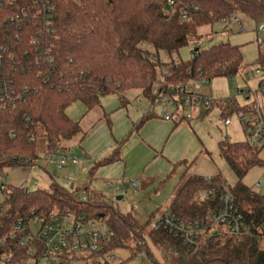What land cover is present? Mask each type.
I'll return each instance as SVG.
<instances>
[{
    "label": "trees",
    "instance_id": "obj_1",
    "mask_svg": "<svg viewBox=\"0 0 264 264\" xmlns=\"http://www.w3.org/2000/svg\"><path fill=\"white\" fill-rule=\"evenodd\" d=\"M168 1L0 0V184H5L6 169L35 163L38 138L45 141L44 157L56 150L65 152L67 141L83 137L79 121L66 113L75 102L89 111L100 105L103 96L117 95L123 104L126 92L139 90L153 106L169 86L188 80L231 78L248 70L237 45L219 41L204 48L196 46L203 38L198 29L212 28L233 13L262 22L264 0H170L171 11ZM141 42L169 55L189 43L194 47L188 61L163 63L150 59V53L139 47ZM262 62L264 45L257 55V63ZM160 64L165 71L158 79ZM223 104L222 117L239 110L255 112L253 103L239 106L231 97ZM149 117L151 114L145 113L135 128ZM218 151L234 171L237 183L229 186L220 173L212 177L190 175L173 195L168 210L186 221L205 217L217 207V195L225 185L236 203L251 206L247 219L253 218L264 227V193L240 182L250 169L264 166L260 147L246 140L221 139ZM118 159L115 148L93 163L88 182L73 189L55 180L50 191H28L6 184L11 191L0 202V240L13 221L31 209L41 215L58 209L101 217L114 231L107 248H117L126 256L120 264L142 250L151 263L159 264L148 245L136 243L147 225L139 224L130 213H119L100 192L90 188L96 169ZM209 187L217 192L213 200L204 198ZM80 194L86 199L80 200ZM147 234L164 264H264V234L203 235L196 250H188L164 230Z\"/></svg>",
    "mask_w": 264,
    "mask_h": 264
},
{
    "label": "built area",
    "instance_id": "obj_2",
    "mask_svg": "<svg viewBox=\"0 0 264 264\" xmlns=\"http://www.w3.org/2000/svg\"><path fill=\"white\" fill-rule=\"evenodd\" d=\"M172 4L170 0L167 2L170 11ZM220 22L226 26L235 24L241 32L246 30L238 13H233ZM252 28L259 33L264 32V25H258L255 21H252ZM257 40L259 44L262 43V39L257 37ZM195 44L198 47L202 45L201 42ZM249 73L264 79V62L255 65ZM201 82L203 80H188L169 86L160 93L159 101L165 100L174 108L173 113L164 110L166 120L178 123L187 118L182 111L184 108L209 110L212 107L213 100L199 92ZM254 106V113L242 110L233 113L242 126L245 140L252 145L264 142V118L258 113V106ZM229 123L230 118L227 116L224 124ZM44 159L54 163L62 176L65 175L63 170L67 164L77 162L74 156L61 150L47 154ZM131 184L136 186V180H132ZM23 188L34 190V187L28 188L26 185ZM10 191L6 184H0V193L4 196ZM216 195V190L209 187L204 198L213 200ZM217 196L218 205L207 216L186 221L166 210L160 217L148 222L147 231L164 230L188 250H196L204 238L203 235H216L220 232L234 236L264 234V227L257 225L253 218L247 219L246 215L252 211L248 203H236L225 185L221 186ZM79 199L85 200L86 196L80 194ZM2 211L0 205V213ZM113 237L114 231L101 217L63 213L58 209L41 215L31 209L26 216L13 221L11 229L0 240V264H120L125 259L122 252L117 248H107ZM149 240L145 232L137 238L136 243L144 247ZM137 256L153 264L147 259L144 250Z\"/></svg>",
    "mask_w": 264,
    "mask_h": 264
},
{
    "label": "rangeland",
    "instance_id": "obj_3",
    "mask_svg": "<svg viewBox=\"0 0 264 264\" xmlns=\"http://www.w3.org/2000/svg\"><path fill=\"white\" fill-rule=\"evenodd\" d=\"M241 19L243 25L246 27V32L239 31L237 25L231 24L232 32L226 33L222 31L223 29L220 23L214 24L212 28L209 26H202L198 31L203 35V38L200 41L202 44L201 48L215 44L219 41L229 42L230 44L237 43L240 45V50L243 54V62L250 71V69L258 64L257 53L259 47L264 45V32L259 33L257 36L262 39L261 45L258 43L257 37L254 34V29L249 25V22L242 17ZM212 31H216V33L211 36ZM139 47L147 50L150 53L149 58L153 61L164 63L170 60L175 62L180 60L188 61L191 58V50L194 47V44L189 43L186 46L180 47L177 52H172L170 55L162 50L156 51L146 42H141ZM164 71L165 67L163 65H157L158 79L161 78ZM252 78H257V75L248 72L241 74L238 73L236 76L230 78V91L233 93L236 91L237 87H247L244 81ZM200 84L204 89L208 86V83L205 81ZM156 87L157 86L155 85V88ZM135 91L138 90L130 91L127 94L131 100L134 98L133 94ZM257 98L256 102L258 104L255 102L254 105H258L264 113L263 94L259 93ZM137 101L134 103L137 106H148L142 99L139 102ZM153 109L157 113H162L164 110L170 113L174 112L173 105L165 100L157 102L153 106ZM66 113L71 119L79 121L82 131H85L94 118L99 114V108L96 106L93 109L86 111L85 107H83L80 102H75L66 109ZM229 118L230 123L225 125L223 123L224 118L219 114L218 108L214 107V109L204 116V118L197 121V125L194 124V126L197 135L204 142L211 159L214 161L218 173H220L226 183L232 187L237 183L238 179L231 167L219 156L218 142L221 139H227L230 142L243 141L245 134L236 115L231 114ZM44 145V138H38V158L30 167L17 166L6 169L5 184L17 187H24L26 185L28 188L34 187V190L41 189L50 191L53 176L55 177V181L67 189H72L70 183H74L73 188H75L88 180L90 162L80 152L79 147L76 145L75 138L66 142L68 150L65 153L74 156L77 159V162L67 164L66 168L63 170V172H65L64 176L61 175L60 170L56 169L54 163L48 162L44 159L42 154ZM170 172L169 169L161 177L156 178L153 183H149L148 185H143L139 182V179L137 180L134 178L133 180H136V186H133L131 180L126 178L127 183L120 184L116 182L110 184L103 180L96 179L92 181L91 186L99 190L103 198L109 202L116 211L121 214L130 213L139 224L147 225L150 220L157 219L168 210L173 195L191 175L190 172L183 174V171L178 170L167 178L166 176ZM161 179L163 182H160ZM240 182L251 187L258 193H264V169L261 167L250 169ZM117 196H120V198H116ZM3 198L4 195L0 193V202ZM145 232H147V226L143 233ZM147 245L155 256L156 262L164 264L159 250L154 247L150 240L147 242ZM122 256H125V254L123 253ZM127 264L150 263H148L145 258L137 256L130 259Z\"/></svg>",
    "mask_w": 264,
    "mask_h": 264
},
{
    "label": "crops",
    "instance_id": "obj_4",
    "mask_svg": "<svg viewBox=\"0 0 264 264\" xmlns=\"http://www.w3.org/2000/svg\"><path fill=\"white\" fill-rule=\"evenodd\" d=\"M241 17L246 19L252 27L253 20L242 15ZM220 24L222 31L232 32V26ZM257 24L264 25V21ZM254 34L257 37L259 32L254 29ZM232 45H237L240 49V45L237 43ZM247 72L249 73V70ZM229 81L230 78L217 77L207 82L208 86L205 89L200 86V94L213 100L212 107L209 110L184 108L182 111L187 118L178 123L166 120L164 111L162 113L155 112L154 105L151 106L139 90L133 94V100L127 95L133 90L126 92V102L123 104L120 98L114 94L101 97L100 105H98L99 114L83 131V137L75 138L76 145L90 162L89 169L96 160L111 154L115 148L119 151V159L99 166L90 181V188L100 192L91 186L92 181L96 179L110 184L112 182L120 184L127 183L126 178L131 181L136 178L143 185H148L169 169L171 172L167 174V178L178 170L183 171V174L190 172L191 175L204 177H212L218 174V169L204 142L197 135L194 124L197 125V121L204 118L214 107L218 108L221 115L223 101L226 98H234L239 106H244L254 104L259 93L264 96V79L261 77L257 76V78L244 81L247 87H237L233 93L230 91ZM141 99L146 102L147 107L134 104ZM145 113H150L151 117L147 118L138 128H135L136 123ZM258 113L264 118V113L260 107H258ZM226 117L222 118L225 119ZM107 119L109 123H107ZM255 146L260 147L259 155L264 162V142L255 144ZM179 161H183V163H178ZM172 165L177 166L172 169ZM261 168L264 169V166ZM160 182L163 180L161 179ZM73 186L74 183H70L72 189Z\"/></svg>",
    "mask_w": 264,
    "mask_h": 264
},
{
    "label": "water",
    "instance_id": "obj_5",
    "mask_svg": "<svg viewBox=\"0 0 264 264\" xmlns=\"http://www.w3.org/2000/svg\"><path fill=\"white\" fill-rule=\"evenodd\" d=\"M116 198H118V199H119V198H120V196H117Z\"/></svg>",
    "mask_w": 264,
    "mask_h": 264
}]
</instances>
